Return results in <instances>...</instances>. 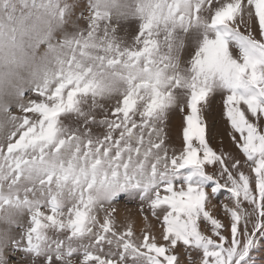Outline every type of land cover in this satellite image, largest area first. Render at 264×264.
Segmentation results:
<instances>
[{
	"label": "snow or ice",
	"instance_id": "1",
	"mask_svg": "<svg viewBox=\"0 0 264 264\" xmlns=\"http://www.w3.org/2000/svg\"><path fill=\"white\" fill-rule=\"evenodd\" d=\"M44 7L57 28L72 22L56 41L41 18L40 71L0 104V264H257L264 0H98L74 19L67 0ZM34 30L0 18V65L36 60L17 39ZM121 201L149 231L118 223Z\"/></svg>",
	"mask_w": 264,
	"mask_h": 264
},
{
	"label": "clouds",
	"instance_id": "2",
	"mask_svg": "<svg viewBox=\"0 0 264 264\" xmlns=\"http://www.w3.org/2000/svg\"><path fill=\"white\" fill-rule=\"evenodd\" d=\"M61 6L65 0H60ZM47 0H35V3H29L27 7L15 0L16 12L13 14L14 21H9L6 13H0V18H2V23L5 25L6 29L14 26L15 21H18L21 17L28 18L29 24L35 26V30L20 36L17 33V39L22 42L23 54L28 56L35 55L36 60L32 63L25 64L23 67L13 68L8 65H0V73L4 76L0 79V104H7L11 107H15L17 104L16 100V90L20 87L29 88L32 80V74L40 71V57L47 54V46L42 45L40 48L33 50L31 47L37 40L40 39L42 35V30L44 25L41 23V18L51 20V27L55 29L53 36L56 41L62 40L64 34L70 31V25H65L62 28H57L58 21L52 19L47 15L48 9L44 7ZM14 71L16 75L8 76L9 71Z\"/></svg>",
	"mask_w": 264,
	"mask_h": 264
},
{
	"label": "rangeland",
	"instance_id": "3",
	"mask_svg": "<svg viewBox=\"0 0 264 264\" xmlns=\"http://www.w3.org/2000/svg\"><path fill=\"white\" fill-rule=\"evenodd\" d=\"M67 2L71 5L74 10L72 16V19H74L76 15L79 16L83 14L86 16L87 14L94 11L97 7L98 0H67ZM71 22L72 20L70 19L69 24L66 25H70ZM129 24L133 28L138 29V21H130ZM217 103H219V100L217 101ZM16 114L19 115V112H17ZM180 119L181 118L178 114L174 117V139L177 145H179L180 137H182V129L179 127ZM228 142L230 145L229 151L237 152L238 149L235 148V145L231 144L229 139ZM228 199V196L220 198L219 201L214 202L216 206L211 209L212 213L222 220L224 219L222 210L223 204L228 203ZM116 215L118 218V223H122L125 218L130 219L137 233H139L140 231H149L147 225L143 223V218L140 215V205L138 202L127 203L126 201H121V203L117 206ZM149 219L151 220L152 218L149 217ZM153 223H155V221H153ZM158 243H163V241L159 239V236ZM252 255L256 259L257 264H264V242L259 244L257 248L253 250ZM9 259L14 261L16 257L9 256Z\"/></svg>",
	"mask_w": 264,
	"mask_h": 264
},
{
	"label": "bare ground",
	"instance_id": "4",
	"mask_svg": "<svg viewBox=\"0 0 264 264\" xmlns=\"http://www.w3.org/2000/svg\"><path fill=\"white\" fill-rule=\"evenodd\" d=\"M225 131H226V129H225ZM224 143L228 146L227 147V150H229L230 149V145H229V142H228V139L227 138H225ZM216 146L218 147V145H216Z\"/></svg>",
	"mask_w": 264,
	"mask_h": 264
}]
</instances>
